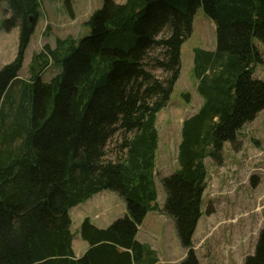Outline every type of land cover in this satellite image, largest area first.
Here are the masks:
<instances>
[{
    "label": "trees",
    "instance_id": "trees-1",
    "mask_svg": "<svg viewBox=\"0 0 264 264\" xmlns=\"http://www.w3.org/2000/svg\"><path fill=\"white\" fill-rule=\"evenodd\" d=\"M8 3L4 27H18L20 35L16 58L0 65V264H162L137 235L148 211L160 208L158 114L180 77L181 48L202 6L217 45L194 49L203 103L183 120L179 169L162 179L163 211L187 250L178 264H199L193 237L205 159L220 161L225 143L235 144L264 109V79L254 75L263 62L264 0H105L86 22L90 34L58 37L34 52L27 81L19 72L42 0ZM51 63L61 70L45 81ZM115 135L120 140L110 150ZM103 190L124 198L126 214L107 227L85 217L79 233L89 248L78 258L70 210ZM244 264H264V228Z\"/></svg>",
    "mask_w": 264,
    "mask_h": 264
},
{
    "label": "rangeland",
    "instance_id": "rangeland-1",
    "mask_svg": "<svg viewBox=\"0 0 264 264\" xmlns=\"http://www.w3.org/2000/svg\"><path fill=\"white\" fill-rule=\"evenodd\" d=\"M114 1L125 3L127 0ZM104 3L105 0H42L41 14L25 52L19 80L30 79L29 64L33 54L45 43L55 46L58 37L81 38L90 34L86 22ZM10 14L8 0H0L2 66L12 62L19 49V28L8 31L4 27ZM216 45L215 23L200 6L194 16L192 34L181 48L180 77L168 105L158 114L156 184L160 208L148 211L137 237L158 252L162 264H178L187 252L179 239L174 218L163 211L167 194L162 179L179 169L178 146L182 139L183 120L197 112L203 103L193 75L194 49L213 50ZM260 49L263 62L256 66L254 75L264 79V47L261 44ZM160 51L156 48L152 54L157 55ZM60 70L59 65L51 63L42 75L43 80L49 81ZM155 72L161 75L162 70L155 69ZM20 85L17 83L13 88L14 95L19 94ZM118 139L115 135L110 150ZM205 162L207 187L203 194L202 215L193 237L194 253L199 264H244L246 257L255 252L260 231L264 228V109L240 129L235 144L231 141L225 143L220 161L208 157ZM126 211V201L119 193L103 190L73 209L72 230L77 229L84 215L107 227L123 217ZM78 241L77 252L80 251Z\"/></svg>",
    "mask_w": 264,
    "mask_h": 264
},
{
    "label": "crops",
    "instance_id": "crops-1",
    "mask_svg": "<svg viewBox=\"0 0 264 264\" xmlns=\"http://www.w3.org/2000/svg\"><path fill=\"white\" fill-rule=\"evenodd\" d=\"M90 200V199H89ZM88 201V200H87ZM86 201V202H87ZM86 202H84V203H86ZM84 203H81V204H79V205H77V206H80V205H82V204H84ZM77 206H75V207H73V208H71V210H70V215H71V218H72V226H73V223H74V220H73V217H72V211H73V209H75ZM148 215V214H147ZM85 217H87V216H83L82 217V219L79 221V224L77 225V229L76 230H72L73 231V233H74V240H73V248H74V251H75V255H76V257H81L86 251H87V249L89 248V243L86 241V240H84L83 238H82V236L80 235V233H79V229H80V225H81V222L83 221V219L85 218ZM92 220V219H91ZM92 222L93 223H95L97 226H99V227H106V226H104V225H98L96 222H94V220H92ZM140 227H141V225H140ZM73 229V228H72ZM140 229V228H139ZM76 234H78L77 236H76ZM138 235H139V231H138ZM138 235H137V237H138ZM79 240V241H78ZM78 241V244H79V247H80V251L79 252H77L76 251V242ZM160 261H161V258H160Z\"/></svg>",
    "mask_w": 264,
    "mask_h": 264
}]
</instances>
